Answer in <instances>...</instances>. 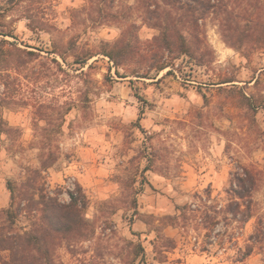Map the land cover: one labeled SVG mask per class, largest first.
<instances>
[{
    "label": "rangeland",
    "instance_id": "obj_1",
    "mask_svg": "<svg viewBox=\"0 0 264 264\" xmlns=\"http://www.w3.org/2000/svg\"><path fill=\"white\" fill-rule=\"evenodd\" d=\"M140 1H107L113 18L85 11L88 0H0L10 51L0 68V226L9 228V181H27L53 155L42 183L66 203L82 188L91 224L88 238L57 249V264H264L261 29L239 51L209 19L204 65L185 56L155 79L134 76L138 63L118 74L103 54L83 66L88 49L114 43L127 24L140 26L142 43L157 34ZM244 169L256 188L241 223L227 206ZM30 224L24 213L11 233Z\"/></svg>",
    "mask_w": 264,
    "mask_h": 264
},
{
    "label": "trees",
    "instance_id": "obj_2",
    "mask_svg": "<svg viewBox=\"0 0 264 264\" xmlns=\"http://www.w3.org/2000/svg\"><path fill=\"white\" fill-rule=\"evenodd\" d=\"M107 1L88 0L89 5L84 10H99L108 17L117 18V13L107 11ZM244 4L247 7L243 8ZM140 6L143 25L156 30L157 34L142 43L136 34L140 26L127 24L114 43H104L97 52L88 49L83 66L97 54H103L114 63L118 74L119 69L133 68L131 66L138 63V68L131 69L134 76L155 79L151 78L152 73L160 74L175 67L176 61L185 56L195 61L200 58L199 64L204 65L205 58L211 54L206 30L209 19L218 23L224 41L232 48L241 51L251 46L249 40L255 29V32L261 29L262 35L254 46H264V0H141ZM78 13L81 11H74ZM244 18L248 22L245 28L240 25ZM7 44L6 40L0 41V68L10 54ZM5 128L6 123L0 116V134ZM50 156L48 159L41 156L42 170H31L27 181L20 185L13 181L8 183L11 204L3 213L9 228L0 226V252L8 255L1 264H57L55 254L63 243L85 239L91 234V224L85 216L89 199L83 189L69 191L70 201L66 203L55 193L56 196L48 192L42 183V172L57 161ZM255 188L254 172L244 169L231 181L227 214L241 223L247 222L252 216ZM24 213L31 221L30 230L12 234L13 226ZM239 216L242 217L239 219ZM141 251L145 253L143 247ZM140 254L136 248L134 256L139 258ZM247 254L251 255L252 250Z\"/></svg>",
    "mask_w": 264,
    "mask_h": 264
}]
</instances>
